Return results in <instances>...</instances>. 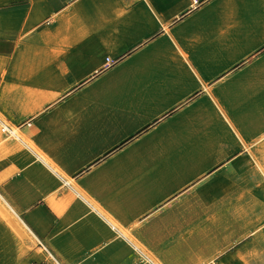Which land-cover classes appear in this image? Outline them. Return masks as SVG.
I'll use <instances>...</instances> for the list:
<instances>
[{"label":"crops","instance_id":"0c3cea01","mask_svg":"<svg viewBox=\"0 0 264 264\" xmlns=\"http://www.w3.org/2000/svg\"><path fill=\"white\" fill-rule=\"evenodd\" d=\"M0 122L38 264H264V0H0Z\"/></svg>","mask_w":264,"mask_h":264},{"label":"rangeland","instance_id":"374dc122","mask_svg":"<svg viewBox=\"0 0 264 264\" xmlns=\"http://www.w3.org/2000/svg\"><path fill=\"white\" fill-rule=\"evenodd\" d=\"M1 127L0 123V133L7 137L5 134L8 133L3 132ZM19 220L0 195V264H38V260L30 255L35 242L25 230V224Z\"/></svg>","mask_w":264,"mask_h":264},{"label":"built area","instance_id":"2783aa9c","mask_svg":"<svg viewBox=\"0 0 264 264\" xmlns=\"http://www.w3.org/2000/svg\"><path fill=\"white\" fill-rule=\"evenodd\" d=\"M40 246L43 248V250L46 252L47 254V264H63L57 257L54 256L53 253H51L50 251H48L46 249V247H44L42 244H40ZM148 264H152L151 262L147 261Z\"/></svg>","mask_w":264,"mask_h":264},{"label":"bare ground","instance_id":"6f19581e","mask_svg":"<svg viewBox=\"0 0 264 264\" xmlns=\"http://www.w3.org/2000/svg\"><path fill=\"white\" fill-rule=\"evenodd\" d=\"M1 124H2V127H1V130L3 131V132H6V133H10L11 135H13L14 137H15V135L17 134L16 133V130H12L13 128H10V126L9 125H6V124H4V123H2V122H0ZM12 130V131H11ZM16 138V137H15Z\"/></svg>","mask_w":264,"mask_h":264}]
</instances>
